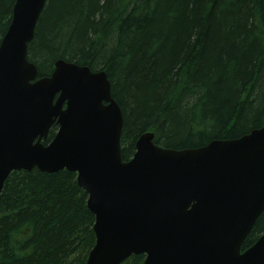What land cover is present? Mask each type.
<instances>
[{
  "label": "trees",
  "instance_id": "16d2710c",
  "mask_svg": "<svg viewBox=\"0 0 264 264\" xmlns=\"http://www.w3.org/2000/svg\"><path fill=\"white\" fill-rule=\"evenodd\" d=\"M13 6L0 0V42ZM28 54L39 76L59 58L107 72L124 160L147 131L185 149L264 125V0H47ZM94 222L77 173L13 171L0 193V264H86ZM263 232L264 212L242 250Z\"/></svg>",
  "mask_w": 264,
  "mask_h": 264
},
{
  "label": "water",
  "instance_id": "95a60500",
  "mask_svg": "<svg viewBox=\"0 0 264 264\" xmlns=\"http://www.w3.org/2000/svg\"><path fill=\"white\" fill-rule=\"evenodd\" d=\"M46 3L14 0L0 42V193L16 170L77 173L95 215L86 264H264V232L242 250L264 212V125L185 149L147 131L124 160L107 72L59 58L39 76L29 60Z\"/></svg>",
  "mask_w": 264,
  "mask_h": 264
},
{
  "label": "rangeland",
  "instance_id": "374dc122",
  "mask_svg": "<svg viewBox=\"0 0 264 264\" xmlns=\"http://www.w3.org/2000/svg\"><path fill=\"white\" fill-rule=\"evenodd\" d=\"M81 252H83V251H81ZM81 254H82V253H81ZM80 259H81V258H79L78 261H80Z\"/></svg>",
  "mask_w": 264,
  "mask_h": 264
}]
</instances>
